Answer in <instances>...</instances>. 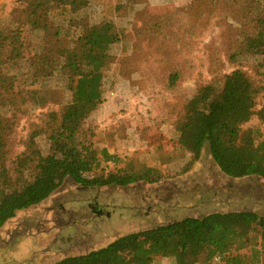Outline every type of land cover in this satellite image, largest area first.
Here are the masks:
<instances>
[{
  "label": "trees",
  "instance_id": "trees-1",
  "mask_svg": "<svg viewBox=\"0 0 264 264\" xmlns=\"http://www.w3.org/2000/svg\"><path fill=\"white\" fill-rule=\"evenodd\" d=\"M90 1L16 0L13 28L9 33L0 30V229L19 212L45 202L66 180L79 187L104 188L153 185L173 178L158 167L104 173V164L116 165L119 158L107 149L95 148L96 127L89 119L104 102L108 50L122 39L113 16L123 5L96 0L103 6L105 21L82 26V32L75 37L71 34L72 28H78L74 15L88 7ZM127 1L134 6L146 0ZM202 3H210L208 7L213 10H200ZM217 8H223L224 19L232 18L243 27L244 40L237 47V55L264 54V0H192L189 8L170 17L145 11L138 33L144 37L162 34L171 38L185 18V32L189 35L195 29L193 15L207 21ZM24 28L42 36L40 45L30 54L26 53ZM218 55L215 50L213 66L221 63L216 61ZM234 57L233 54L230 58ZM22 61L28 65L27 71L11 74ZM55 76L69 82L71 100L59 101V110L45 113L41 124L34 125L23 140L24 150L15 153L22 114L21 80L35 86ZM167 79L168 90H173L180 80L177 72ZM37 92L30 93L36 96ZM260 92L251 76L241 69L224 74L220 89L211 84L199 87L176 122L178 144L192 153V164L208 147L212 159L227 177L264 180V132L244 127L256 116L264 121V111L256 110ZM42 135L50 143L48 154L42 152L36 140ZM256 234L261 248L254 244ZM248 249L251 254H243ZM263 252L264 216L229 212L186 218L131 233L99 250L53 264H154L160 258H173L172 264H260Z\"/></svg>",
  "mask_w": 264,
  "mask_h": 264
},
{
  "label": "rangeland",
  "instance_id": "rangeland-1",
  "mask_svg": "<svg viewBox=\"0 0 264 264\" xmlns=\"http://www.w3.org/2000/svg\"><path fill=\"white\" fill-rule=\"evenodd\" d=\"M15 1L0 0V30L6 33L14 26ZM112 2V6L123 5L113 16L122 39L108 50L104 102L89 119L96 127L95 148L107 149L119 158L116 165L104 164L105 174L158 167L173 178L155 185L104 188L79 187L66 180L53 196L21 211L6 227L5 235H0V264H53L99 250L131 233L213 213L254 212L264 216L263 179L227 177L212 159L208 147L192 164L193 155L178 144L176 130V122L199 87L211 84L220 89L222 76L236 69L246 71L260 87L256 110L264 111V54L235 53L244 40L243 27L232 18L224 19L223 8H217L207 21L193 15L191 22L196 30L189 35L185 32L188 21L182 18L178 33H172L171 38L162 34L144 37L138 31L145 11L163 17L176 16L189 8L192 0H146L134 6L127 0ZM202 4L200 10H213L208 7L210 3ZM74 18L78 28H72L71 34L77 37L82 26L99 25L106 17L103 6L91 0ZM23 39L26 53L30 54L40 45L42 36L24 28ZM215 50L219 53L216 61L221 62L218 66L212 65ZM27 69L22 61L20 67L15 66L10 72L19 74ZM175 72L180 80L173 90H168L167 77ZM21 81L22 114L15 153L24 150L23 140L34 125L41 124L45 113L59 110L58 102H68L72 97L69 82L57 76L35 86ZM31 90L38 94L33 96ZM244 127L264 132V121L256 116ZM36 140L42 152L48 154L47 137L42 135ZM254 242L261 248L258 235ZM242 252L251 254L249 249ZM172 263L173 258L154 262ZM260 264H264V252Z\"/></svg>",
  "mask_w": 264,
  "mask_h": 264
},
{
  "label": "crops",
  "instance_id": "crops-1",
  "mask_svg": "<svg viewBox=\"0 0 264 264\" xmlns=\"http://www.w3.org/2000/svg\"><path fill=\"white\" fill-rule=\"evenodd\" d=\"M159 183H161V182H159ZM158 184V183H157ZM153 185H155V184H153ZM20 213V212H19ZM19 213H18V215H19ZM17 215V216H18ZM14 220V219H13ZM12 221V220H11ZM11 221H9L2 229H0V235H3V233L5 232V229H7L6 227L8 226H10V225H12L11 223H13V222H11ZM4 235H5V233H4ZM59 261V260H58ZM57 262V261H56Z\"/></svg>",
  "mask_w": 264,
  "mask_h": 264
},
{
  "label": "built area",
  "instance_id": "built-area-1",
  "mask_svg": "<svg viewBox=\"0 0 264 264\" xmlns=\"http://www.w3.org/2000/svg\"><path fill=\"white\" fill-rule=\"evenodd\" d=\"M216 260H218V259H216Z\"/></svg>",
  "mask_w": 264,
  "mask_h": 264
}]
</instances>
